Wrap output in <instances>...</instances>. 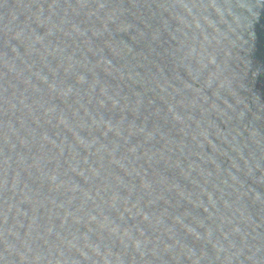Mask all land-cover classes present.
Listing matches in <instances>:
<instances>
[{
  "label": "water",
  "instance_id": "obj_1",
  "mask_svg": "<svg viewBox=\"0 0 264 264\" xmlns=\"http://www.w3.org/2000/svg\"><path fill=\"white\" fill-rule=\"evenodd\" d=\"M0 264H264V0H0Z\"/></svg>",
  "mask_w": 264,
  "mask_h": 264
}]
</instances>
